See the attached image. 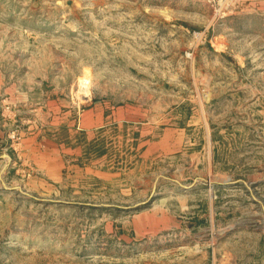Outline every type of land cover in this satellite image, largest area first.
Returning <instances> with one entry per match:
<instances>
[{
	"label": "rangeland",
	"instance_id": "1",
	"mask_svg": "<svg viewBox=\"0 0 264 264\" xmlns=\"http://www.w3.org/2000/svg\"><path fill=\"white\" fill-rule=\"evenodd\" d=\"M227 2L0 0V264H264V12Z\"/></svg>",
	"mask_w": 264,
	"mask_h": 264
},
{
	"label": "crops",
	"instance_id": "2",
	"mask_svg": "<svg viewBox=\"0 0 264 264\" xmlns=\"http://www.w3.org/2000/svg\"><path fill=\"white\" fill-rule=\"evenodd\" d=\"M247 2L249 7L253 9H259L264 12V0H244Z\"/></svg>",
	"mask_w": 264,
	"mask_h": 264
},
{
	"label": "built area",
	"instance_id": "3",
	"mask_svg": "<svg viewBox=\"0 0 264 264\" xmlns=\"http://www.w3.org/2000/svg\"><path fill=\"white\" fill-rule=\"evenodd\" d=\"M225 1H228L227 4L224 5L225 6V11L226 10H228V11L233 10L236 0H225Z\"/></svg>",
	"mask_w": 264,
	"mask_h": 264
}]
</instances>
